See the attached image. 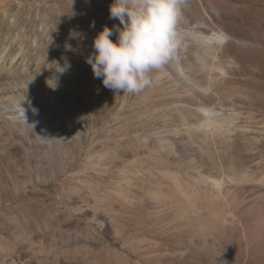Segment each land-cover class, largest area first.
Listing matches in <instances>:
<instances>
[{
  "label": "rangeland",
  "instance_id": "374dc122",
  "mask_svg": "<svg viewBox=\"0 0 264 264\" xmlns=\"http://www.w3.org/2000/svg\"><path fill=\"white\" fill-rule=\"evenodd\" d=\"M87 1L0 0V264H144L133 253L134 244L114 234L110 218L134 235L158 242V251H178L185 234L165 230L138 208L124 217L99 208L97 217L104 225L92 223V184L101 190L116 183L126 187L119 170L92 172V159L101 147L92 139V130H102L111 120L103 118L106 106L123 111L117 121L121 133L126 123L135 131L139 123L152 128L159 121L147 119L138 103L142 95L157 94L153 82L138 94L121 92L114 103L115 94L93 76L85 61L93 52L86 33L99 27V14L85 7ZM187 1L205 20L226 22L235 35L219 58L225 65L228 56L236 61L224 84L244 93L235 101L253 111L254 120L264 119V0ZM102 3L109 19L112 0ZM195 18L185 9V24ZM73 31L78 34L75 38L70 36ZM56 63L70 67L61 75ZM15 68L21 76L14 74ZM155 74L156 70L149 73L151 80ZM210 74L218 77L220 71L213 68ZM56 76L58 86L50 88L46 81ZM77 110L82 114L75 118ZM32 111L39 114L38 122H31ZM77 119L85 123L78 125ZM247 148L236 141L237 162L244 160ZM198 158L199 163L206 161ZM256 193H264V188L246 189L251 197ZM162 261L216 264L206 252L193 248L184 257Z\"/></svg>",
  "mask_w": 264,
  "mask_h": 264
},
{
  "label": "bare ground",
  "instance_id": "6f19581e",
  "mask_svg": "<svg viewBox=\"0 0 264 264\" xmlns=\"http://www.w3.org/2000/svg\"><path fill=\"white\" fill-rule=\"evenodd\" d=\"M85 7L99 14V27L86 33L94 51L96 33L103 25L111 28L119 21L108 19V7L102 0H88ZM185 9L195 13L194 22L185 24ZM182 13L179 28L184 40L175 59L156 70L152 82L157 94L138 97L141 113L159 122L152 128L139 123L135 131L126 123L121 133L117 121L123 111L113 112L107 105L103 118L111 116V120L102 130H92V139L101 145L92 159V172L114 168L126 183L125 188L116 183L102 190L92 184V223L104 225L97 217L99 208L118 217L138 208L165 230L185 233L178 251H158V242L134 235L110 218L114 234L134 244L133 253L144 264L184 257L191 248L206 252L216 264H264V193L246 194L248 187L264 188V119L254 120L253 111L235 101L244 93L224 84L236 64L232 56L226 65L219 60L224 44L235 37L227 23L205 20L187 0ZM110 39L115 42L116 37ZM213 68L220 71L218 77L210 74ZM13 72L21 76L20 70ZM162 105L166 107L157 116ZM70 109L75 107L70 105ZM74 113L76 118L81 112ZM29 116L31 122H38L35 111ZM237 140L248 146L241 162L234 155ZM198 153L205 162L199 163ZM133 186L141 191L136 192Z\"/></svg>",
  "mask_w": 264,
  "mask_h": 264
},
{
  "label": "clouds",
  "instance_id": "9594fccd",
  "mask_svg": "<svg viewBox=\"0 0 264 264\" xmlns=\"http://www.w3.org/2000/svg\"><path fill=\"white\" fill-rule=\"evenodd\" d=\"M186 0H112L109 19L119 25L110 28L103 25L92 39L94 51L85 57L93 76L102 81L115 97L123 94H138L150 87L149 76L175 59L184 34L179 28L182 4ZM94 27V21L91 22ZM78 34L73 31L70 36ZM115 36V42L111 37ZM57 64V63H56ZM64 74L70 65L60 66ZM59 76L49 78L50 88L58 86Z\"/></svg>",
  "mask_w": 264,
  "mask_h": 264
}]
</instances>
